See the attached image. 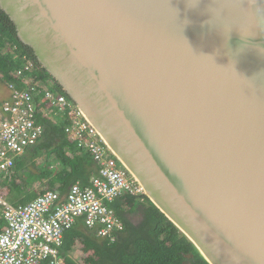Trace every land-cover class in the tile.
<instances>
[{"label": "water", "instance_id": "obj_1", "mask_svg": "<svg viewBox=\"0 0 264 264\" xmlns=\"http://www.w3.org/2000/svg\"><path fill=\"white\" fill-rule=\"evenodd\" d=\"M0 7L210 264H264V0Z\"/></svg>", "mask_w": 264, "mask_h": 264}, {"label": "built area", "instance_id": "obj_2", "mask_svg": "<svg viewBox=\"0 0 264 264\" xmlns=\"http://www.w3.org/2000/svg\"><path fill=\"white\" fill-rule=\"evenodd\" d=\"M40 71L23 56L8 83L9 98L0 105V214L6 221L0 233V264H65L61 256L65 234L79 220L98 237L115 242L124 222L112 205L128 196H147L83 110L52 81L38 78ZM39 118L65 122L67 141L90 154L98 174L88 186L73 184L64 196L47 190L19 202L23 196H18L16 161L41 141L44 126ZM77 248L70 257L86 264L84 257L75 258Z\"/></svg>", "mask_w": 264, "mask_h": 264}, {"label": "trees", "instance_id": "obj_3", "mask_svg": "<svg viewBox=\"0 0 264 264\" xmlns=\"http://www.w3.org/2000/svg\"><path fill=\"white\" fill-rule=\"evenodd\" d=\"M25 55L40 68L38 78L52 81L61 94L71 99L43 68L34 50L19 39L14 22L0 7V105L9 98L8 83L12 80L13 72L21 66ZM39 122L44 126L41 141L16 161V173L21 180L18 196H23L18 198L19 202L30 201L47 190H56L64 196L73 184L88 186L90 180L98 174V166L90 154L67 141L65 122L42 118H39ZM36 157H44V163L48 166L43 168ZM30 168H37L39 174L33 173ZM32 178H49L48 188L39 194L26 195L25 189L31 188L35 181ZM141 198L128 196L112 205L124 222V230L115 242L98 237L95 231L79 220L65 234L61 248L65 264H78L70 255L79 244L82 245L81 250L85 254L83 261L86 264H210L196 245L148 196ZM130 209L140 215L139 222L135 223L128 217ZM5 227L6 221L0 214V233Z\"/></svg>", "mask_w": 264, "mask_h": 264}, {"label": "rangeland", "instance_id": "obj_4", "mask_svg": "<svg viewBox=\"0 0 264 264\" xmlns=\"http://www.w3.org/2000/svg\"><path fill=\"white\" fill-rule=\"evenodd\" d=\"M0 92H1V89H0ZM1 95L2 94H0V98H1ZM36 161L39 163V164H41V166L43 167V168H46L48 165H46L45 163H44V157H36ZM50 168H54V166L53 167H50ZM55 168H57V166L55 167ZM32 171H33V173H35V174H39V170L37 169V168H30ZM57 172V171H56ZM32 179H34V178H32ZM48 179L49 178H44V179H42V180H39V179H34L35 181L33 182V185L31 186V188H29L28 190L27 189H25L26 190V195L27 194H31V193H35V194H39L40 193V191H42L43 189H45V188H48ZM23 187V186H22ZM21 192V191H20ZM23 192V191H22ZM128 217L133 221V222H135V223H137V222H139L140 221V215L138 214V213H136L134 210H132V209H130V210H128ZM81 248H82V245L80 244L79 246H78V248L76 249V252L74 253L75 255V258H83L84 257V254L82 253V250H81Z\"/></svg>", "mask_w": 264, "mask_h": 264}]
</instances>
